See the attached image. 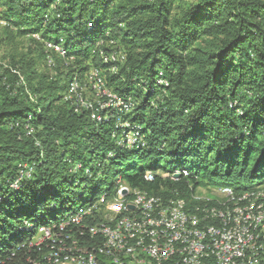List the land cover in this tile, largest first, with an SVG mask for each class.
<instances>
[{
	"label": "trees",
	"instance_id": "16d2710c",
	"mask_svg": "<svg viewBox=\"0 0 264 264\" xmlns=\"http://www.w3.org/2000/svg\"><path fill=\"white\" fill-rule=\"evenodd\" d=\"M0 21L37 47L0 66L5 264L36 257L37 227L78 213L122 166L132 189L185 200L199 185L219 186L215 178L236 192L264 179V0H0ZM46 56L53 74L33 68ZM90 68L133 103L120 122L110 108L93 121L64 99ZM131 131L139 140L126 144ZM143 158L154 163L135 170ZM161 158L188 162V176L144 180ZM97 218L82 214L84 225Z\"/></svg>",
	"mask_w": 264,
	"mask_h": 264
},
{
	"label": "bare ground",
	"instance_id": "6f19581e",
	"mask_svg": "<svg viewBox=\"0 0 264 264\" xmlns=\"http://www.w3.org/2000/svg\"><path fill=\"white\" fill-rule=\"evenodd\" d=\"M115 59L116 54L104 58L105 61ZM92 70L96 71L97 76L103 83L104 79L100 74L101 71L97 68H92ZM85 81L87 83H80L81 85L78 80L70 82L68 90L64 94V99H73L77 106L82 107V109H89L91 119L100 122L104 118L100 112L109 109L110 103L107 102L101 105V90L97 89L96 85L91 82V71L86 75ZM84 85L89 86L98 96L96 101L87 99V95L83 96L81 88ZM106 88L108 89L107 86ZM102 92L109 96L111 93L103 90ZM112 94L115 95L116 105L123 103L127 107L130 106L128 100L124 101L115 93L112 92ZM138 136L137 131H131V137L125 141L126 144H135L139 140ZM146 172L143 175L144 180L152 181L154 178ZM162 173H183L188 176V172L184 169L177 171L173 169ZM160 177L163 179V176ZM179 178L181 177H172L170 180L175 181ZM122 182H124L123 176L118 175L114 182L116 189L109 192V197L107 193L102 194L99 201L93 206V209L97 210L101 205H105L106 209L109 212L111 211L113 219L107 220L106 223L98 221L90 225H84L82 214L91 215V209L89 212L68 215L64 222L57 223L54 226L40 225L36 229L39 233L43 229H52L47 230V238H53V240H48L46 247L43 244H35L33 247L38 255L32 257L28 254L25 257V263L65 264L62 261L72 259V263L82 261L84 263L101 264L102 257H109V264H121L119 262L124 260V264H136L134 259L126 258L135 251H139L148 252V258H152L150 264H264V186L254 187L251 190H246L245 193L236 192L228 185L206 186L216 190L230 191L228 194L209 190V192H212L211 194H203L196 192L195 189H198L196 187L188 195V200H185L183 197L152 194L147 191L133 189H131L132 193L124 192L123 196H118L117 193ZM199 189L202 191V188ZM136 195L141 197L139 199V211H147V207L149 209H157V206L167 207L169 203L179 201L182 218L189 220L191 225L190 223H183V220H172V226H165L162 222H145L147 213L126 211L124 202L138 204ZM112 202L116 203L115 208L112 207ZM231 206L249 211L247 215H242V225H237L236 233H231L234 229L233 221H226L224 218L209 212H229ZM114 212L116 216L113 214ZM137 220L145 223L137 224ZM66 222H72L75 232L71 236L68 235V232H61ZM174 227H180V229ZM127 228H130V230H127ZM102 230H104V237L116 238L109 239V243H105V247L103 246ZM237 234L240 235L237 236ZM181 237L183 238L181 239ZM159 246L166 248V250L161 255H155ZM224 246L235 252L232 258L227 257ZM42 256L51 257H44L43 260H40ZM28 259L40 260V263L30 262ZM0 264L5 263L0 261Z\"/></svg>",
	"mask_w": 264,
	"mask_h": 264
},
{
	"label": "rangeland",
	"instance_id": "374dc122",
	"mask_svg": "<svg viewBox=\"0 0 264 264\" xmlns=\"http://www.w3.org/2000/svg\"><path fill=\"white\" fill-rule=\"evenodd\" d=\"M30 47L32 48V53L30 55L31 56H36V52H34V51L37 50V47L33 46V44L30 43L29 37H27V36H24V37L17 36L16 35V30L14 28L5 29L4 28V23L0 21V66H2V68H6V66H8V63H9L11 57L15 58V60L19 59V56L21 55V53H26L29 50ZM54 48H55V50L59 49L58 47H54ZM33 68L38 73H46V74L50 73V74H53V71H54L52 69L49 56H46L45 58L44 57L43 58L42 57L38 58L36 60V62H35V65L33 66ZM88 87L89 86H85L84 85V87L82 86V88H81V90H83V92L85 93L84 96L87 95V97H86L87 99H90L92 101H96L98 99V96L90 89V87L89 88ZM103 87L106 88V85H105L104 82H103ZM68 95H70V94H68ZM113 96H115V95H113ZM100 97L102 98V100L107 101V102L110 103V109L114 110L115 113H116V121L117 122H120L121 116L124 113H127V112L131 111L132 108H133V103L132 102H131V106H129V107L125 106V104H123V103H121L119 105H116L114 98H112V94L110 93V96H109L106 93L104 94L102 92V90L100 92ZM118 124L121 127L122 126H124V127L129 126V124L127 122H123V121H122V123H118ZM130 137H131V132L125 134L124 135L125 141L129 140ZM91 163H94V161L91 162ZM153 163H154V159H152V158H143L141 160L136 161V163L135 162H131L133 167H135V170H138L139 168H141V167H143L145 165H147V166L148 165H152ZM77 165L78 164H74L73 167L76 168ZM78 167H80V166H78ZM27 168L28 167L26 165H23V171L21 170V173L22 174L23 173L26 174L27 173ZM180 168L189 169V168H191V166L186 161H175V162H173V161H171L168 158H161L158 161V166L156 167V169L154 171L162 173L164 171H166V172L172 171L173 169L177 171V170H180ZM73 171H75V170H73ZM120 171L122 172V173H120V176H123V175L129 174L132 170H128L127 168L122 166V167H120ZM186 172L189 173V171H187V170H186ZM117 177H118V175L115 176L111 180V182H110L109 179H107L106 181L102 182L101 185L99 186V189H98L97 193L95 194V196L93 197L92 200H89L87 202H83L81 205H78V207H79L78 213L80 214V213L89 212L91 209L94 208L93 207L94 204L99 201V198L102 196V194L107 193L108 190L113 192L116 189V186L114 185V182H115ZM215 181H216L215 183L217 185H222V183H224L223 180L218 179V178H215ZM122 183H125V182H122ZM261 183H263V184H261ZM254 184H258V185H255L254 187H257V186L262 187V186H264V179L254 180ZM126 186L131 188L127 184H126ZM204 187H206V186H204ZM133 190H140V189H133ZM195 190H196V192L203 193V194H211L212 193V192H209L210 190L208 191L206 189H202V191H201V189L198 188V189H195ZM140 191H144V190H140ZM110 202H111V200H110ZM111 205L114 208L116 207V203L112 202ZM104 208H106L105 205H102V207H100L97 210H104ZM74 210L76 211L77 208H75ZM107 211H108V209H107ZM68 213H70V212H66L64 214V216L67 215ZM113 214L116 216L115 212ZM69 215H74V214H69ZM94 217H98L97 219L98 220L100 219V221H102L101 223H104V222L106 223L107 220L110 221L111 219H113V215L112 214H94ZM64 221L65 220H62L59 223H62ZM113 221H111V222H113ZM50 225L54 226V225H56V223L50 222V224H47V226H49V227H50ZM38 234H39V232H38V230H36L35 234L31 238V242L35 241V239L38 238ZM104 260H106V261L104 262ZM100 262H101V264H107V263L109 264L110 263L109 262V257H102Z\"/></svg>",
	"mask_w": 264,
	"mask_h": 264
},
{
	"label": "built area",
	"instance_id": "2783aa9c",
	"mask_svg": "<svg viewBox=\"0 0 264 264\" xmlns=\"http://www.w3.org/2000/svg\"><path fill=\"white\" fill-rule=\"evenodd\" d=\"M116 57H118V50H116ZM90 71H91V82L96 85V88L99 90L111 92V89H106L103 87V83L99 79V77L97 76L96 71H93L92 68H90ZM111 94H112V92H111ZM112 98H114L113 94H112ZM105 103H107V101L101 100V105H103ZM146 173L153 178H155V176H163V179H169L170 180V178L176 177L175 174H169V173H159V172H146ZM178 177L184 178V177H187V175L181 173V174H179ZM198 188H202V189H206V190H210V191L225 192V194H228V192H230L227 190H216L214 188H207V187H204L201 185H199ZM246 190H251V189H245V190L239 191V192L245 193ZM124 192H131L132 193V190L126 186V182L120 184V190L117 193V195L123 196ZM176 193H178V192H176ZM136 197H138V204H131V202H124V205L126 207V211L147 213V220L145 222H162L163 225H165V226H172V220H183V223H190L189 220L182 218L181 206H180L179 201H175L174 203H169L167 207L157 206V209H149V207H147V211H139V199H141V197L138 195H136ZM130 206H132V207H130ZM209 212H210V214L217 215V216H220L221 218H224L226 221H233L234 222V229L231 233H236L237 225H242V215H247L249 213V211L238 209V207H236V206H231V210H229V212H216V211H209ZM94 214H111V213L108 212L106 208H104V210L92 209L91 216H94ZM89 217L90 216H88V218ZM82 220H87V219H82ZM145 222H138V220H137V224L145 223ZM190 225H191V223H190ZM174 228L180 229V227H174ZM47 230H52V229L40 230V233L38 234V238H36L35 241H33V242H31V240L29 241L28 251L35 244H43L44 247H46V243H48V240H53V238H47ZM106 230H108V229H106ZM127 230H130V228H127ZM61 232H68V235H70V236L73 235L75 231L73 230L72 222H66L64 225V228ZM151 235H153V234H151ZM239 235L240 234H237V236H239ZM153 237H154V235H153ZM183 237H185V236H183ZM183 237H181V239ZM102 238H104V245H103L104 247H105V243H109V239H116V238L104 237V230H102ZM219 242H221V241H219ZM165 250H166V248L159 246L158 251L155 252V255H161V253L165 252ZM224 250L227 251V257H230V258H232V255L235 253V252H232L230 250V248H225V246H224ZM196 253H198V252L196 251ZM14 255L15 254L12 253L11 257ZM44 257H51V256H42V258L40 260H43ZM126 259H134L136 261V264H150V259H152V258H148V252L135 251V253H132ZM40 260H29V261L40 263ZM124 261L119 262V263L124 264ZM62 263H65V264H93V263H84L82 261H80V263H72V259L64 260V261H62ZM53 264H57V263H53Z\"/></svg>",
	"mask_w": 264,
	"mask_h": 264
},
{
	"label": "water",
	"instance_id": "95a60500",
	"mask_svg": "<svg viewBox=\"0 0 264 264\" xmlns=\"http://www.w3.org/2000/svg\"><path fill=\"white\" fill-rule=\"evenodd\" d=\"M175 176H176V177H178V176H179V174H175ZM130 207H132V206H130Z\"/></svg>",
	"mask_w": 264,
	"mask_h": 264
}]
</instances>
